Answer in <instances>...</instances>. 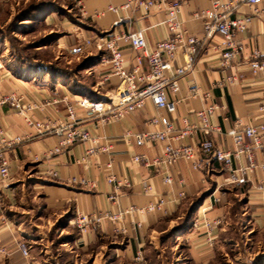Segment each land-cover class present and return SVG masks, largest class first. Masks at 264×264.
<instances>
[{
    "label": "crops",
    "instance_id": "0c3cea01",
    "mask_svg": "<svg viewBox=\"0 0 264 264\" xmlns=\"http://www.w3.org/2000/svg\"><path fill=\"white\" fill-rule=\"evenodd\" d=\"M82 17L91 25L82 37L122 35L129 32L145 30L148 51L156 44L170 37L165 10L133 7L122 8V0H74ZM182 2L178 19L182 23L187 37H197L205 43L195 57L194 69L178 77L180 90L175 95L179 101L177 111L169 113L158 109L151 101H146L143 108L125 116L119 121H104L88 116L77 104L87 96L100 100L107 93H112L118 80L112 77L104 90H75L59 78H29L12 68L0 66V95L16 94L23 96L25 103H37L43 106L45 100H62L69 97L79 114L78 125L90 131L98 140V147L104 148L96 154H88L89 144L77 142L60 154H52L60 138L55 134L40 135L29 128L17 111L9 104L0 107L1 123L9 136L26 138L22 144L12 149L10 160V188L1 189L2 203L0 210V238L11 252L8 256L0 255V264H36L30 257H25L17 249V242L22 240V226L26 224L20 214L32 213L43 206L47 211V220L74 217L78 213L113 214L124 213L123 219L114 223L105 220L88 234L79 233L76 242L83 246L94 245L109 237L119 236L128 241L127 249L138 255L145 242L157 233L168 220L190 200L200 199L197 210L193 213L192 225L187 232L189 252L195 264H208L214 257L222 226L228 217L231 202L227 197L229 185L225 183L227 173L215 160H208L199 154L201 170H195L191 162L179 160L174 164L158 162L169 142H152L137 146L129 134L160 133L164 127L154 124L153 118H167L176 129L183 127V120L191 124L198 123L197 112L215 105L216 114L211 118L214 126H220L223 133L213 136L217 148L230 150L233 140L226 132L235 126L237 119L247 124L264 123V112L260 110L264 102V80L250 70L248 60L254 51L261 54L264 61V18L253 16V9L241 5L233 12L231 18L252 17L251 23L237 36L238 42L245 46L243 55L229 68L221 66V50L224 39L216 34L212 38L204 36V20L195 18V14L211 7V0H170ZM229 2L231 0H222ZM264 8V1L261 6ZM116 9V10H112ZM72 44V42L70 43ZM127 64L132 68L139 53L125 43L121 44ZM94 50V49H93ZM96 55H98L97 51ZM174 67L184 64V54L179 50L174 60ZM1 65V64H0ZM147 65L144 62V70ZM98 69V70H97ZM96 69V84L109 73L108 65L99 64ZM235 76L237 81L227 87L218 83L227 77ZM197 90L196 97L191 96L192 89ZM209 92L205 100L203 94ZM110 101V98L106 100ZM33 120L63 119L66 117L64 103L43 106L32 114ZM201 135H193L185 141H171L174 147L189 144L199 147ZM147 159L140 163L135 157ZM256 162L264 163V152H257ZM56 173L57 177L50 175ZM109 178L115 181L110 183ZM172 179L167 183V179ZM75 180L76 183H72ZM249 183L237 186L244 202L243 218L260 232L264 231V204L257 186L264 182V173L255 171L249 176ZM87 182L89 185H84ZM121 183L122 186H118ZM151 186V191L146 190ZM38 197V198H37ZM37 198V199H36ZM164 204L159 210L139 214L129 211L133 207L144 208ZM31 201V202H30ZM42 204H39L42 202ZM222 219L223 224L215 229L216 243L209 248L206 240V221ZM71 220V219H70ZM51 222V221H50ZM187 224V223H185Z\"/></svg>",
    "mask_w": 264,
    "mask_h": 264
},
{
    "label": "built area",
    "instance_id": "2783aa9c",
    "mask_svg": "<svg viewBox=\"0 0 264 264\" xmlns=\"http://www.w3.org/2000/svg\"><path fill=\"white\" fill-rule=\"evenodd\" d=\"M211 7L197 12L195 18L204 20V36L212 38L219 34L224 42L221 50V66L223 68L231 67L238 60L245 50V46L238 42L237 36L248 28L253 16L264 18V0H231L229 2L222 0H211ZM122 8L130 10L133 7L143 8L146 11L152 9L165 10L167 12V24L170 37L159 41L152 51H148L145 38V30L129 32L122 35L95 36L79 38L78 43L71 49L70 53L74 56H82L89 53L91 49L97 51L101 56V64L108 65L109 73L104 75L97 84V91L104 90L110 83L112 77L118 82L112 93H107L100 100H92L85 96L77 102L88 116L100 118L104 121H119L125 116L136 112L144 107L146 101H151L158 109H165L169 113H175L179 101L175 95L179 92L178 77L186 75L194 69L195 57L204 46L203 40L197 37H187L183 31L182 23L178 19L182 8V2L170 0H122ZM241 5L251 6L253 16L243 19H233L231 15L237 11ZM116 10V9H112ZM128 44L133 51L139 53L134 59L132 68L127 64L121 44ZM179 50L184 54V64L179 68L174 67V60ZM144 62L147 68L144 70ZM248 64L254 75L261 76L264 80V61L261 60V54L254 51ZM237 81L235 76L227 77L221 80L218 85L227 87ZM197 90L191 91V96L196 97ZM205 100L210 98L209 92L203 94ZM106 98H110V101ZM64 103L66 106V117L63 119H40L33 120L32 114L41 110L43 106ZM9 104L11 109L17 111V115L23 119L25 124L35 130L40 135L55 134L60 138L58 145L52 151V154H60L69 146L77 142L89 144L88 154H96L99 150L98 140L93 138L90 131L81 128L79 123V114L69 97L62 100H45L43 106L37 103H25L23 96L10 94L0 95V107ZM217 107L209 106L197 112L198 123L191 124L187 119L183 120V127L176 129L175 126L163 117H154V124L161 123L164 127L160 133L149 134H129L135 140L137 146H143L152 142H169L164 153L158 160L164 164H174L179 160L191 162L195 170H201L202 164L199 160V154H203L208 160H215L220 164L222 170L227 173L225 183L229 186H242L249 183V176L257 170L264 173V163L256 162L257 152H264V123L247 124L241 119H237L235 126L229 129L226 134L233 140V148L225 150L217 148L213 141V136L223 133L220 126H214L211 118L216 114ZM264 112V102L260 107ZM2 113L0 110V210L2 203L1 189L10 188V160L9 152L16 146L22 144L25 140L32 137V134L26 138L19 136L11 137L7 129L1 123ZM201 135L199 147L184 144L180 147H174L171 141H185L193 135ZM146 161L144 157L136 156L135 162ZM54 178L56 173L50 172ZM113 183L115 180L109 178ZM171 183L172 179H167ZM72 183H76L75 180ZM84 185L91 186L87 182ZM118 186H122L118 183ZM146 190L151 191V186L146 185ZM261 192L262 202L264 204V182L257 186ZM164 204L160 201L157 205H149L144 208L133 207L129 211L139 214L151 213L159 210ZM124 213L113 214L110 212L101 214L78 213L74 223L82 235L88 234L96 227L100 226L105 220L118 223L123 219ZM223 224L222 219L206 221V240L209 248L213 249L216 243L214 235L215 229ZM17 249L25 257H30L28 246L22 242H17ZM11 252L1 241L0 255L8 256ZM142 253H138L141 257Z\"/></svg>",
    "mask_w": 264,
    "mask_h": 264
},
{
    "label": "rangeland",
    "instance_id": "374dc122",
    "mask_svg": "<svg viewBox=\"0 0 264 264\" xmlns=\"http://www.w3.org/2000/svg\"><path fill=\"white\" fill-rule=\"evenodd\" d=\"M91 27L74 0H0V66L29 78L56 77L75 90L92 91L101 54L93 49L82 56L70 53ZM227 197L228 217L208 264H264V231L242 217L245 207L237 186L229 187ZM193 202H186L147 239L141 257L129 253L128 241L119 236L89 246L78 244L76 216L48 221L43 206L32 213L20 210L26 222L21 241L36 264H195L186 237L194 218Z\"/></svg>",
    "mask_w": 264,
    "mask_h": 264
},
{
    "label": "trees",
    "instance_id": "16d2710c",
    "mask_svg": "<svg viewBox=\"0 0 264 264\" xmlns=\"http://www.w3.org/2000/svg\"><path fill=\"white\" fill-rule=\"evenodd\" d=\"M200 204V199H197L193 202V205L190 208V213H194V210L196 211L198 208V205Z\"/></svg>",
    "mask_w": 264,
    "mask_h": 264
}]
</instances>
